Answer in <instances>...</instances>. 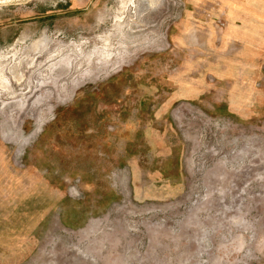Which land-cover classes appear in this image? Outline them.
Returning <instances> with one entry per match:
<instances>
[{
	"label": "rangeland",
	"instance_id": "374dc122",
	"mask_svg": "<svg viewBox=\"0 0 264 264\" xmlns=\"http://www.w3.org/2000/svg\"><path fill=\"white\" fill-rule=\"evenodd\" d=\"M186 5L0 0V264H264V59L233 110Z\"/></svg>",
	"mask_w": 264,
	"mask_h": 264
},
{
	"label": "crops",
	"instance_id": "0c3cea01",
	"mask_svg": "<svg viewBox=\"0 0 264 264\" xmlns=\"http://www.w3.org/2000/svg\"><path fill=\"white\" fill-rule=\"evenodd\" d=\"M186 1L185 23L182 28L184 32H181L179 37L181 41L183 39L186 42L191 33H197L208 26L214 40L216 34L213 32L217 33V30L212 26L215 21L227 19V27L222 31L220 42L231 45L234 53L226 60L224 68L212 65L210 71L217 80L231 81L229 107L233 110H252L258 104L259 96H262V90L256 81L262 75L261 62L264 59V0ZM196 7L200 10H195ZM229 68L230 72H224ZM176 81L180 82L175 93L173 92L176 97L194 98L202 92L200 86L193 81L174 82ZM0 162L4 163V168L8 166V159H0ZM22 183V175L11 170L0 171V195L9 189L8 187L20 188ZM51 190H54L53 187Z\"/></svg>",
	"mask_w": 264,
	"mask_h": 264
},
{
	"label": "bare ground",
	"instance_id": "6f19581e",
	"mask_svg": "<svg viewBox=\"0 0 264 264\" xmlns=\"http://www.w3.org/2000/svg\"><path fill=\"white\" fill-rule=\"evenodd\" d=\"M32 62V61H31ZM5 80V79H4Z\"/></svg>",
	"mask_w": 264,
	"mask_h": 264
}]
</instances>
